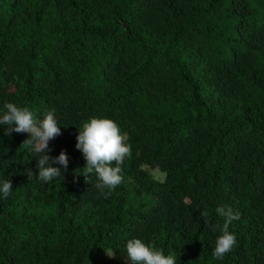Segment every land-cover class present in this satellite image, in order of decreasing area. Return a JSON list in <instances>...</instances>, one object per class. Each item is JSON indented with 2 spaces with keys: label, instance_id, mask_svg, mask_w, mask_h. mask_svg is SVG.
Returning a JSON list of instances; mask_svg holds the SVG:
<instances>
[{
  "label": "trees",
  "instance_id": "trees-1",
  "mask_svg": "<svg viewBox=\"0 0 264 264\" xmlns=\"http://www.w3.org/2000/svg\"><path fill=\"white\" fill-rule=\"evenodd\" d=\"M6 102L41 119L55 109L46 154L63 150L68 169L29 180L28 135L0 125L13 190L0 198V264H130L132 238L177 264H264V0H0ZM94 116L132 150L107 197L75 147ZM225 204L240 214L236 245L216 259Z\"/></svg>",
  "mask_w": 264,
  "mask_h": 264
},
{
  "label": "clouds",
  "instance_id": "clouds-1",
  "mask_svg": "<svg viewBox=\"0 0 264 264\" xmlns=\"http://www.w3.org/2000/svg\"><path fill=\"white\" fill-rule=\"evenodd\" d=\"M0 125L4 134L11 136L15 133H26L28 138L22 142L25 148L38 154L36 167L38 173L29 171V180L36 177L43 182H51L54 178L63 176L68 169V156L62 150L58 156L51 157L49 141L61 135V128L55 117V109L43 113V117L30 110L29 107L17 106L6 102L0 110ZM129 137L122 132L119 125L105 117H91L84 121L78 129L75 147L86 161L84 168L85 181L89 176L95 177V188L105 197L117 186L123 183L122 164L131 156ZM53 165H59L56 167ZM155 179L164 182L166 173L158 172ZM12 183L8 178L0 176V198H7L12 192ZM216 212L223 217V224L213 225L220 234L216 237L213 256L223 259L236 245V237L230 232L229 225L239 219V212L229 205H222ZM109 258L113 252L106 253ZM127 260L130 264H177V255L165 254L152 244L145 243L140 238H132L126 242Z\"/></svg>",
  "mask_w": 264,
  "mask_h": 264
},
{
  "label": "rangeland",
  "instance_id": "rangeland-1",
  "mask_svg": "<svg viewBox=\"0 0 264 264\" xmlns=\"http://www.w3.org/2000/svg\"><path fill=\"white\" fill-rule=\"evenodd\" d=\"M143 167L148 170V172L150 173V175L155 178V174L158 173V172H161L159 171L157 168H154V167H150L146 164L143 165Z\"/></svg>",
  "mask_w": 264,
  "mask_h": 264
}]
</instances>
